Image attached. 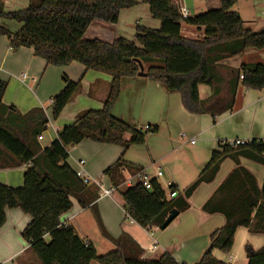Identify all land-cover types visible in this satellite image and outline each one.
Instances as JSON below:
<instances>
[{"label":"trees","instance_id":"obj_1","mask_svg":"<svg viewBox=\"0 0 264 264\" xmlns=\"http://www.w3.org/2000/svg\"><path fill=\"white\" fill-rule=\"evenodd\" d=\"M219 2L218 8L183 17L173 0H28L21 9H8L0 0V35L8 37L12 50L31 47L34 55L48 65L77 62L86 70L111 77L102 107L79 113L71 124L57 131L56 139L44 149L37 141L48 123L44 111L32 108L21 113L15 106L4 104L7 83L0 80V168L28 164L21 186L0 184V227L6 208H19L29 215L21 236L39 264H180L167 252L157 259H139L137 248L130 243L132 249L128 250L123 238L116 242V249L98 255L71 225L60 222L61 215L72 206L71 199L84 208L98 195L95 184L84 182L69 167L67 149L84 139L127 148L142 144L147 131L157 130L148 126L141 131L110 112L118 98L121 79L138 76L139 63L145 65L147 79L160 83L168 92H177L184 109L193 114L215 117L230 110L239 82L246 89L264 90V64H242L232 70L227 92L219 95V62L246 49H264V30L257 32L243 26L242 18L231 10L236 0ZM139 4L148 7L151 18L160 23L158 28L135 23L132 40L83 38L92 22L115 24L120 11ZM5 20H14L21 26L11 32L2 24ZM182 24L203 27V37H183ZM200 84L211 88L212 97L205 101L198 95ZM78 88L79 82L66 80L51 100L52 119L59 117ZM125 133L130 134L127 140ZM226 158L234 162V168L201 207L205 213L221 214L225 222L211 233L208 246L194 264H230L212 252L216 249L227 255L238 227L264 234V178L259 188L254 175L239 164V159L245 158L264 166V139H252L236 147L222 142L211 152L195 180L181 192L169 184L168 190L176 193L172 198L154 179L149 190L139 183L123 188L120 195L126 215L145 229L160 228L171 210L179 214L188 209L193 191L199 184L212 181ZM124 167L133 168L119 158L103 172L117 189ZM244 250L247 264H264V245L257 250L245 245Z\"/></svg>","mask_w":264,"mask_h":264},{"label":"crops","instance_id":"obj_2","mask_svg":"<svg viewBox=\"0 0 264 264\" xmlns=\"http://www.w3.org/2000/svg\"><path fill=\"white\" fill-rule=\"evenodd\" d=\"M178 1L186 7L189 15L196 14L192 0ZM3 2L8 9H21L26 6L28 0ZM204 3L207 10L218 8L220 5L219 1L215 3L214 0H205ZM250 3L253 10L250 16L244 17L239 9H236V12L244 21V27L252 31H263L264 0H250ZM137 6L139 7L136 8ZM137 6L120 11L122 23L120 20L115 24L92 22L83 38L111 42L122 36L123 27L133 34L134 24L140 16L136 9L146 13L145 16L149 19L146 27L158 28L160 23L151 18L148 7L145 4ZM2 24L6 26L3 21ZM12 28L8 29L15 32L20 26ZM203 30V27L182 24L180 33L185 38L194 39L203 37ZM263 62L264 49H246L219 62L216 69L219 95L227 92L232 70L239 69L242 64ZM21 74L34 77L36 81L30 79L23 81L20 78ZM0 80L7 83L2 98L4 104L15 106L21 113L32 108H41L44 111L48 123L46 129L37 137L40 147L44 149L56 139L57 131L71 124L79 113L102 107L111 77L102 72L86 70L77 62L59 67L48 65L45 60L34 55L31 47L12 50L8 37L0 35ZM66 80L79 82V88L59 117L54 120L51 117V100L64 87ZM198 95L201 100L209 99L212 97L211 88L204 84L198 85ZM110 112L116 119L141 131H146L145 126L156 127L157 130L147 131L142 144L127 148L89 139L68 147L66 162L69 167L76 173L82 171L83 175L89 178L100 179L105 185L110 183L103 174L104 170L119 158L133 168H122L123 180L112 196L97 195V198L84 208L75 199H71L72 206L61 215L60 222L71 225L81 240L93 246L95 244L89 232L91 227H96L105 240V248H109V251L116 249V242L123 238L128 250L132 249L130 243L137 248L139 259L153 260L161 253L167 252L180 264H194L208 246L211 233L225 222L221 214L205 213L201 207L234 168L235 164L230 158L220 163L212 181L196 187L188 198V209L180 212L164 229L151 227L152 234L126 215L120 191L130 186L136 172L145 170L152 174V179L157 181L168 196L169 184L176 186L178 190L181 186L187 187L186 184L192 183L207 163L211 152L217 150L225 140L262 139L264 90L246 89L239 82L232 108L212 117L208 113L193 114L186 111L177 92L166 91L160 83L149 80L146 76H136L121 79L120 92ZM129 136V133H125L124 139H129ZM179 140L188 142L193 147L189 155L183 158H179V151L183 145ZM239 164L254 175L256 184L261 188L264 166L245 158H240ZM27 166L28 164L0 168V184L21 186L23 172ZM157 169L162 172L161 176L155 175ZM29 220L30 216L19 208L5 209V221L0 227V264L17 260L29 250L28 243L21 239V230ZM45 239L48 240L47 236ZM154 245L156 247L152 249ZM245 245L254 250L259 249L264 245V234L238 227L231 251L226 255L215 249L212 253L217 259L230 264H247ZM33 258L32 264H39L34 255ZM93 262L98 264L96 261H91L90 264ZM24 264H31L30 259Z\"/></svg>","mask_w":264,"mask_h":264},{"label":"rangeland","instance_id":"obj_3","mask_svg":"<svg viewBox=\"0 0 264 264\" xmlns=\"http://www.w3.org/2000/svg\"><path fill=\"white\" fill-rule=\"evenodd\" d=\"M173 1L177 4L178 9H179L180 2L178 0H173ZM218 1L219 0H214L215 3H217ZM204 2H205V0H192V4L195 7V13L196 14L203 13V12L207 11V9L205 8L206 5ZM250 4H251L250 0H236V3L233 5L231 10L236 11V9H239V11L242 13V15H244V17H247L253 13L252 12L253 10H252V7L250 6ZM138 7L139 6H137L136 8H138ZM136 11L138 13H140L138 21H136V23L146 27L149 24V22H148L149 19H147V17L145 16L146 13L142 12L140 9H136ZM118 20H120L119 22L122 23L121 17H119ZM3 22H5L6 23L5 25L10 29H13L12 27H15V26H18V27L21 26V24H19L18 22L14 21V20H5ZM125 25H127V24H125ZM134 26H135V24H134ZM149 28H152V27H149ZM130 33H131V31L129 29H126L124 27L121 28V35H122L121 37H124L128 40H132L134 32H133V34H130ZM123 35H127V36H123ZM262 64H264V62ZM144 68H145V65L143 67V70H144ZM179 142L181 144H183L181 151H179V156H180L179 158H183L185 156H188L189 152L191 151V148H193V147H191V145L188 142L184 143L181 140H179ZM179 163L181 164V162H179ZM189 183H191V182H188V184H186V185L188 186ZM184 188H185V186H181V188H179V192H181ZM196 199H197V197L195 195L194 200H196ZM89 233H90L92 242L95 244L94 246H95V249L97 251L96 253L98 255L102 254V253H106V251H109L108 250L109 248H107V249L105 248V245H104L105 240H103L102 236L99 234L98 229L96 227L95 228L91 227ZM21 239L24 240L22 238V236H21ZM29 259H30V263L32 264V261L34 260V258H33L31 251L28 250L21 258L14 260L12 262H9L8 264H24ZM92 264H96V263L93 262Z\"/></svg>","mask_w":264,"mask_h":264},{"label":"built area","instance_id":"obj_4","mask_svg":"<svg viewBox=\"0 0 264 264\" xmlns=\"http://www.w3.org/2000/svg\"><path fill=\"white\" fill-rule=\"evenodd\" d=\"M179 13L181 16L186 17L189 16V11L186 9V7L182 4H180L179 6ZM23 81H26L27 79L32 80L33 82L36 81V78L34 77H28L26 74H21L20 77ZM239 78H242V76L240 75ZM148 126H145V129H147ZM264 139V135L263 138ZM250 140H243V139H231V140H225L223 143L228 144L231 147H236L238 145H243L246 143H249ZM191 143H193V141H191ZM82 163V162H80ZM77 175L80 176L84 182L87 183H92L95 184L98 188V196L99 197H110L112 196V194H114V192L116 191V187L109 185H105L100 179H93V178H89L85 175H83L82 171H78ZM156 176H161L162 172L160 170H156L155 172ZM133 182H130V186L134 183H139L141 184V186H143L144 189L149 190L151 188V180H152V174H149L148 172H146L145 170H140L138 172H136L133 177ZM176 195L175 192H169L168 194V198H172ZM132 220V219H130ZM133 221V220H132ZM152 228H147L146 230L152 234ZM155 245L152 246V249H155Z\"/></svg>","mask_w":264,"mask_h":264},{"label":"water","instance_id":"obj_5","mask_svg":"<svg viewBox=\"0 0 264 264\" xmlns=\"http://www.w3.org/2000/svg\"><path fill=\"white\" fill-rule=\"evenodd\" d=\"M138 76H145V73L143 72L142 64L139 63V72ZM178 215L177 210H171L164 222L161 224L160 229H164L176 216Z\"/></svg>","mask_w":264,"mask_h":264}]
</instances>
